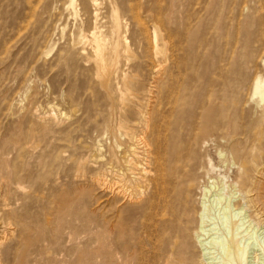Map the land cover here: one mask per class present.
Instances as JSON below:
<instances>
[{
    "label": "rangeland",
    "instance_id": "obj_1",
    "mask_svg": "<svg viewBox=\"0 0 264 264\" xmlns=\"http://www.w3.org/2000/svg\"><path fill=\"white\" fill-rule=\"evenodd\" d=\"M258 75L264 0H0V264H174L180 234L164 211L168 200L177 209L178 151L192 152L196 173L203 165L188 194L194 226L213 181L210 235L225 236L240 166L257 186L237 216L264 241L248 225L264 222ZM127 133L146 143L131 197L111 189ZM186 240L183 264H200Z\"/></svg>",
    "mask_w": 264,
    "mask_h": 264
},
{
    "label": "bare ground",
    "instance_id": "obj_2",
    "mask_svg": "<svg viewBox=\"0 0 264 264\" xmlns=\"http://www.w3.org/2000/svg\"><path fill=\"white\" fill-rule=\"evenodd\" d=\"M117 25L115 24V26ZM119 29L117 28V31H119L118 34L120 33ZM91 36H93L94 39L97 40V35L94 31L92 32ZM97 47L100 50L99 44L97 45ZM102 50H104V46ZM109 51L115 52V50H109ZM99 53H103V52H99ZM158 69L159 68H156L155 71L157 72ZM253 94L260 95L261 98H264V77L261 75H258L254 80ZM144 115L146 116V112L143 113V116ZM189 122L190 124H192L189 145L190 147H192L193 139L194 140L196 139V134L194 133L193 135V117L189 120ZM200 126H203V124L201 123ZM126 135L128 137V142H129V146H128L129 154L125 157L124 169L120 168L114 170L115 171L114 175L117 177L116 183L114 182L113 184L114 188H111L112 186L107 182L106 178L101 179L102 177L101 178L99 177L101 180L99 179L100 182L98 183L103 187H109L110 185L111 187L109 188H111L112 191L118 194L125 195L127 197H131L133 192L129 190L131 186H129L127 183V175L139 174L138 171L140 170V167L138 161L140 159L141 150L143 146H146V143L144 142V139L141 134L127 133ZM176 155L178 159L180 158L179 162H181L182 164L181 176L179 177V180L177 182L178 185L176 187V191L179 194V198L176 200L177 209L175 210L174 208L175 205H173L175 203V200H168L164 211V214L166 216L173 217L174 224L172 223L171 225H175L177 229L176 231H178L180 234L179 241L181 243L178 241V247H179L178 251H180V253L173 258L171 263L183 264L184 262H186V254H185L186 251L185 249H183V247L187 246L186 238L191 236L192 240L194 239V241L197 242L202 249V254L199 257L200 264H264V241L255 242L253 244L252 242L254 240H252V242L250 241L252 236L246 237L245 235H247L248 233L247 234L244 233V231L246 230L245 225L247 221L243 218H240V216L239 217L237 216V213L240 212V210L245 209L246 211H249L250 208H252L251 202L253 198L250 199L249 192H252V190L257 186L256 185L257 183L250 182L248 184L249 181L246 178V174L242 173V167L240 166L235 167L233 166L234 165L233 163L232 166L234 168L232 173V179L229 180V185L231 186V191L234 192V194H238L236 198L241 201V205L240 207H235V209L239 208V211L236 214H234V217L229 216L227 219L224 218V220H222L223 221L222 226L225 236L219 235L218 239H216L212 235H210L213 234L211 232L214 229V226H213V222L211 221V217L209 214V207L206 202L207 194L210 192L212 187H215V184H211L213 182L211 181L209 186L204 185L200 190V196L198 197V199L201 205V210L198 213L197 223L194 226L193 221H191L190 219V205H189L190 198L188 194L191 191L190 182L193 179V173L196 176L197 173L201 176V169L203 168V165L200 166L199 171H197L196 173L194 171V162H193L194 155L192 154V152H188L186 154L184 153V151L182 152L178 151ZM218 155L221 156V153H219ZM207 165L208 166L206 167V170L204 172L206 175H208L210 173L209 171L213 170L214 168V165L212 164L211 160L207 161ZM244 185H248V186H244ZM250 224H253L255 228L256 227L262 228L264 231V222H259V221L253 222L250 220V223H248V225ZM252 244L253 246H251ZM214 249H219L221 255L218 257L213 256ZM259 260L261 262H259Z\"/></svg>",
    "mask_w": 264,
    "mask_h": 264
}]
</instances>
